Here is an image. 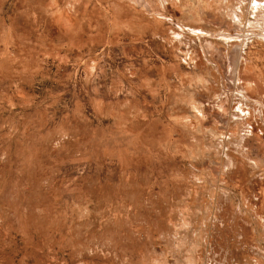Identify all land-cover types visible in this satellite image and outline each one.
Segmentation results:
<instances>
[{
    "label": "rangeland",
    "instance_id": "1",
    "mask_svg": "<svg viewBox=\"0 0 264 264\" xmlns=\"http://www.w3.org/2000/svg\"><path fill=\"white\" fill-rule=\"evenodd\" d=\"M0 264H264V0H0Z\"/></svg>",
    "mask_w": 264,
    "mask_h": 264
}]
</instances>
